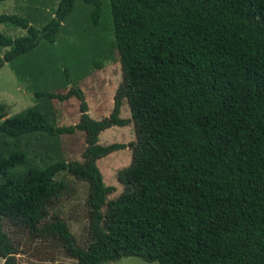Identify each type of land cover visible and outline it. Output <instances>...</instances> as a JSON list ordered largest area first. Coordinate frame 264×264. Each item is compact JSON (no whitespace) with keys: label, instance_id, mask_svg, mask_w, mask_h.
Wrapping results in <instances>:
<instances>
[{"label":"trees","instance_id":"1","mask_svg":"<svg viewBox=\"0 0 264 264\" xmlns=\"http://www.w3.org/2000/svg\"><path fill=\"white\" fill-rule=\"evenodd\" d=\"M4 0H0L2 2ZM77 0H61L54 18L36 28L17 15L0 24L26 30L12 39L0 68L55 43ZM93 6L95 24L103 0ZM123 83L110 117L94 120L85 94L37 92L61 101L77 96L81 119L55 127L33 109L9 117L0 104V132L12 138L82 131L84 162L29 166L24 151L0 152V257L18 264L19 251L3 221L34 236L58 238L78 264L138 257L158 264H264V0H110ZM69 77V83H70ZM71 84V83H70ZM127 101L132 117H120ZM133 123L136 141L99 144L100 134ZM130 148L132 164L119 174L123 193L105 185L97 162ZM70 172L90 186V243L78 245L50 208L67 190ZM105 210V211H104Z\"/></svg>","mask_w":264,"mask_h":264},{"label":"rangeland","instance_id":"2","mask_svg":"<svg viewBox=\"0 0 264 264\" xmlns=\"http://www.w3.org/2000/svg\"><path fill=\"white\" fill-rule=\"evenodd\" d=\"M60 1L4 0L0 2V15L24 17L40 29L54 18ZM92 13V5L77 0L73 12L62 22L55 43L43 41L37 49L0 68V104L6 105L9 117L33 109L44 114L55 127L76 125L81 119L77 96L64 101L36 96L37 92L66 94L74 85L84 92L92 119L103 120L111 116L114 97L123 83V74L115 43L110 0H103L97 24L93 22ZM0 33L12 39L27 35L26 30L6 23L0 24ZM8 51L9 47L0 45V59ZM120 117H132L127 101L123 104ZM134 141L136 130L133 123L125 127L114 126L99 137L102 146ZM86 148V136L82 131L54 137L46 133H32L19 139L0 132L2 154L8 156L15 150L27 154L28 162L13 169L18 176L25 174L29 166L44 169L56 163H82ZM132 158V150L128 148L113 152L97 162L105 185L115 189L108 201L123 193L124 186L119 181V174L132 164ZM57 179L66 181L68 188L50 208L51 219L47 222L60 217L68 225L78 245L86 248L90 243L87 205L90 186L68 171L60 173ZM3 227L18 248V264H78L56 237L34 236L8 221H3ZM0 264H4L1 257ZM104 264L158 263L130 257Z\"/></svg>","mask_w":264,"mask_h":264}]
</instances>
